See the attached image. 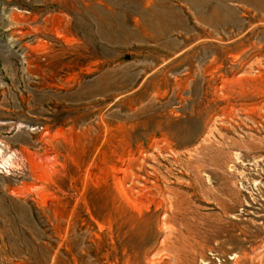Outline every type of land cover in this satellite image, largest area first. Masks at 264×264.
<instances>
[{
	"label": "rangeland",
	"instance_id": "obj_1",
	"mask_svg": "<svg viewBox=\"0 0 264 264\" xmlns=\"http://www.w3.org/2000/svg\"><path fill=\"white\" fill-rule=\"evenodd\" d=\"M0 264H264V0H0Z\"/></svg>",
	"mask_w": 264,
	"mask_h": 264
}]
</instances>
